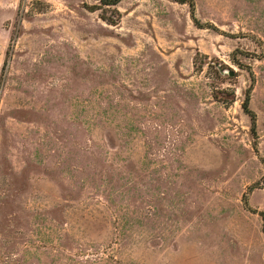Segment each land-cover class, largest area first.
<instances>
[{
  "label": "rangeland",
  "instance_id": "obj_1",
  "mask_svg": "<svg viewBox=\"0 0 264 264\" xmlns=\"http://www.w3.org/2000/svg\"><path fill=\"white\" fill-rule=\"evenodd\" d=\"M0 264H264V0H0Z\"/></svg>",
  "mask_w": 264,
  "mask_h": 264
},
{
  "label": "trees",
  "instance_id": "obj_2",
  "mask_svg": "<svg viewBox=\"0 0 264 264\" xmlns=\"http://www.w3.org/2000/svg\"><path fill=\"white\" fill-rule=\"evenodd\" d=\"M120 0H113V1H111V2H109L108 0H100V2L103 4V5H105V6H116L117 4H118V2H119ZM223 71H225L224 69H219V72H223ZM220 73V74H221ZM248 103H249V98L247 97V100L245 101V103L243 104V108H244V110L247 112V113H249L250 114V112H249V107H248Z\"/></svg>",
  "mask_w": 264,
  "mask_h": 264
}]
</instances>
